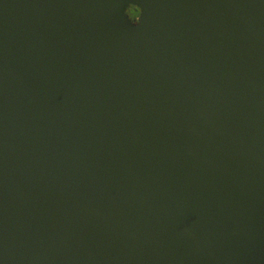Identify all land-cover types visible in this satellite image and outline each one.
I'll list each match as a JSON object with an SVG mask.
<instances>
[{
	"label": "water",
	"instance_id": "95a60500",
	"mask_svg": "<svg viewBox=\"0 0 264 264\" xmlns=\"http://www.w3.org/2000/svg\"><path fill=\"white\" fill-rule=\"evenodd\" d=\"M0 264H264V0H0Z\"/></svg>",
	"mask_w": 264,
	"mask_h": 264
}]
</instances>
